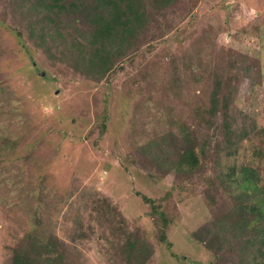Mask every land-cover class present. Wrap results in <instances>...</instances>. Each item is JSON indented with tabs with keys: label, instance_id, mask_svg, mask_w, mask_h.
I'll return each instance as SVG.
<instances>
[{
	"label": "rangeland",
	"instance_id": "obj_1",
	"mask_svg": "<svg viewBox=\"0 0 264 264\" xmlns=\"http://www.w3.org/2000/svg\"><path fill=\"white\" fill-rule=\"evenodd\" d=\"M16 3L0 0V264L30 230L60 241L64 264H128L123 246L137 234L152 249L144 264H235L234 237H216V251L202 229L231 201L218 174L251 164L264 180V0H177L100 81L76 72L54 41L51 54L64 60L49 61ZM248 61L259 81L242 78L226 115L256 130L220 152L222 113L207 126L213 69L235 75ZM206 128L212 147L190 174L138 151Z\"/></svg>",
	"mask_w": 264,
	"mask_h": 264
},
{
	"label": "trees",
	"instance_id": "obj_2",
	"mask_svg": "<svg viewBox=\"0 0 264 264\" xmlns=\"http://www.w3.org/2000/svg\"><path fill=\"white\" fill-rule=\"evenodd\" d=\"M176 1L18 0L14 10L19 9L21 13L31 16L30 20L34 24L28 28L29 36L46 52L49 61L64 60L63 52H60L61 58H54L51 54L49 46L54 41V48L61 46L68 52L64 55L76 72L100 81L112 69L117 59L138 46L142 35L148 31L152 15ZM65 27L69 29L63 35L60 31ZM57 38L60 40L57 41ZM244 57L247 58L246 55ZM216 68L212 75L207 126H214L212 121L209 124L210 118L218 111L222 113V119L215 124L223 136V144L218 148L220 152H236L238 145L252 135L256 127L253 121L250 124L248 120H244L241 125H235L226 115L227 104H232L237 97V86L242 78L247 79L250 86L259 81L258 70L249 61L235 75H230L220 62ZM207 128L201 134L202 137L191 131L181 139L174 140V143L172 139H152L139 147L138 151L145 157L149 156L160 167L190 174L199 166L201 159H205L208 149L212 147L213 137L208 135ZM262 134L264 137V129ZM169 142L174 145V151L170 147L161 146ZM227 174L220 173L218 176L223 177H220V183L231 201L226 200L222 210L214 216L212 224L204 226L202 231H208L210 248H215L216 251L220 249V245L215 238L219 235L224 238L231 234L234 237L233 245L231 249L227 247V252L229 259L235 264H249L251 256L264 259V180L259 179L258 169L251 164L240 167L238 172H231L229 175L233 179ZM144 199L151 203L150 199ZM163 222L166 226L168 220L163 217ZM35 223L38 224L39 221L36 220ZM216 230L224 233H216ZM159 237L167 242L164 229L160 231ZM197 238L201 240L199 235ZM57 241L40 237L32 230L26 231L13 248L11 264H64L65 255L60 250V241ZM123 247L128 264H144L152 253L151 246L139 234L131 238L129 236Z\"/></svg>",
	"mask_w": 264,
	"mask_h": 264
}]
</instances>
